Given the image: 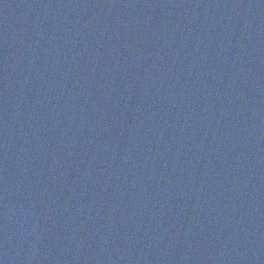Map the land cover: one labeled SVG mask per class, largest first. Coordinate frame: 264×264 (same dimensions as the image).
Wrapping results in <instances>:
<instances>
[{
  "label": "water",
  "instance_id": "water-1",
  "mask_svg": "<svg viewBox=\"0 0 264 264\" xmlns=\"http://www.w3.org/2000/svg\"><path fill=\"white\" fill-rule=\"evenodd\" d=\"M0 264H264V0H0Z\"/></svg>",
  "mask_w": 264,
  "mask_h": 264
}]
</instances>
